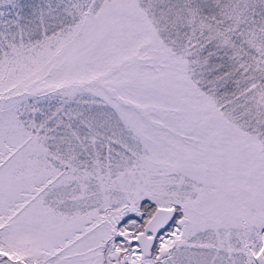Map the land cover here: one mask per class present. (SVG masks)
<instances>
[{"label": "snow or ice", "instance_id": "1", "mask_svg": "<svg viewBox=\"0 0 264 264\" xmlns=\"http://www.w3.org/2000/svg\"><path fill=\"white\" fill-rule=\"evenodd\" d=\"M0 264H264V0H0Z\"/></svg>", "mask_w": 264, "mask_h": 264}]
</instances>
